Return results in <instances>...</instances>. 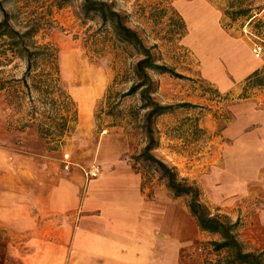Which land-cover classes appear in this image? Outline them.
Returning a JSON list of instances; mask_svg holds the SVG:
<instances>
[{"label":"rangeland","instance_id":"1","mask_svg":"<svg viewBox=\"0 0 264 264\" xmlns=\"http://www.w3.org/2000/svg\"><path fill=\"white\" fill-rule=\"evenodd\" d=\"M104 1L112 2L116 11L128 16V26L138 32L147 46L155 45L152 52L159 64L184 76L180 79L170 74L149 73L155 86L153 99L160 105L171 107L153 121V135L158 144L152 151L153 156L172 168L178 180L197 188L199 200L212 215L226 216L230 222H237L236 238L245 250L264 251V227L255 225L258 210L263 207L261 197H258L262 194L258 185L246 184L248 192L240 195L241 198L236 196L235 202L230 200L228 205L216 201L236 194L212 192V187L218 186V178L222 186L231 189L233 178L225 174L223 157L230 156L228 154L235 145L249 139L251 125L247 120L240 125L239 117L246 118L251 109H264V86L249 89L243 83L246 77L233 79L227 73L221 53L217 57L231 84L227 90L221 91L201 75L202 58L199 57V52H205V67L209 73L210 65H213L210 53L218 52L217 45L225 43L227 53L232 46L238 45L248 56L260 61L259 76L264 77V0H202L217 12V24L226 34L223 42L213 31L211 16L214 17V12L212 14L209 10L208 14L199 6L183 5L184 14V9L192 10L193 7H198L204 14L198 26L186 20L187 16L183 15L178 4L192 0ZM82 2L4 1L5 9L13 17L11 23L17 29L25 31L24 26H29L32 20H40L34 40L57 49L61 88L42 87L38 76L49 68L45 62H40L27 77L28 87L20 85L10 89L22 97L20 104L15 100L9 103L7 93L0 94L1 192L12 189L9 180L17 183L13 187L21 198L30 195L43 199L57 181L71 176L80 178L85 186L89 180L85 173L92 166H97L101 172L103 162L113 157L128 163L142 176L143 189L148 194L159 186L167 188L161 171L153 163L138 157L147 142L143 129L146 111L141 109L140 96L137 93L123 97L135 79L133 68L139 56L132 47L116 40L109 25L102 26L98 18L85 16L81 10ZM239 4L251 11V18L237 11ZM231 18L236 20L233 22ZM187 21L198 31L197 34L191 32ZM201 36V40H197ZM200 41L205 43L202 49ZM255 45L263 47L261 58L253 54ZM71 64L79 71L77 76L70 70ZM25 69V61H14L6 66L4 76L7 79L12 76L20 78ZM38 71V75H33ZM40 78L42 81L41 75ZM109 88L110 97L103 100ZM91 89V95L82 98L80 111L79 92ZM64 92L72 103L66 96L62 97ZM32 111L38 114L40 126L56 123L60 126L64 117L69 119L65 127L69 130L61 146L54 147L41 136L37 126L27 124L28 114ZM100 147H106V156L100 155ZM261 178L264 179V172ZM208 180L215 204L205 196L202 187ZM179 198L184 204L190 200V196L185 195ZM255 239L260 242L259 248L252 242ZM212 240H219V237L201 233L193 245L194 252L203 257L204 264L218 256L209 245ZM22 241L23 234L11 235L0 228L1 264L8 259L11 244L20 245ZM224 255V252L219 254Z\"/></svg>","mask_w":264,"mask_h":264},{"label":"crops","instance_id":"2","mask_svg":"<svg viewBox=\"0 0 264 264\" xmlns=\"http://www.w3.org/2000/svg\"><path fill=\"white\" fill-rule=\"evenodd\" d=\"M183 5L200 6L208 14L209 10L214 12L206 1L192 0L178 4L184 16ZM211 18L213 31L223 42L226 34L217 24L216 11ZM187 24L191 32L197 34L188 21ZM225 46V43L217 45L218 52L210 53L211 74L205 67V52H199L201 75L221 91L231 87L217 57L221 53L227 73L233 79L246 77L260 68V61L248 56L238 45L232 46L230 53L224 51ZM246 120L251 125L249 139L242 140L243 143L234 146L230 156L223 157L225 174L233 178L231 189L222 186L219 178L218 186L212 187L216 194L223 191L236 195L222 201L216 197V201L210 194L209 180L202 187L212 204L228 205L236 196L241 198L240 195L248 192L246 184H257L263 207L258 210L255 225L264 227V179L261 178L264 109H251L246 118L239 117L240 125ZM99 153L106 156V147H100ZM103 163L99 175L89 178L85 186L76 176L63 178L43 199L30 195L21 198L13 187L17 185L14 180L8 182L13 190L1 192L0 179V228L11 235L23 234L21 246L11 244L9 257L3 264H204L203 257L193 248L204 232L199 230L187 204L175 198L165 186L156 187L148 194L143 189L142 176L116 157ZM252 242L259 248L257 239Z\"/></svg>","mask_w":264,"mask_h":264},{"label":"trees","instance_id":"3","mask_svg":"<svg viewBox=\"0 0 264 264\" xmlns=\"http://www.w3.org/2000/svg\"><path fill=\"white\" fill-rule=\"evenodd\" d=\"M4 1L0 0V94L7 93L9 97L8 102L19 103L22 99L19 94L13 93L10 89L14 86L28 87L27 77L30 76L33 68H37L40 62H45L49 70L41 71L42 81L39 77L42 87H54L60 90L61 82L59 77V69L57 65V49L51 44H38L34 40V36L40 28V20H32L29 26H24L25 31H21L14 27L11 23L12 15L5 9ZM239 13L251 18V12L247 8L238 6ZM81 10L85 16L96 17L100 20L101 25H109L119 43L129 45L133 48L135 53L139 56L134 64L133 73L135 79L131 86L123 94V97L133 94H139L142 101L141 109L145 110L143 117V129L147 136V142L139 154V158L144 161L153 163L160 171L162 179H165L166 186L175 198L183 195L190 196L187 203L189 213L195 218L197 226L201 232L208 235H217L219 240H212L209 242L211 250L218 255L214 260H208L205 264H264V251L253 249L247 251L244 245L240 243L235 231L237 229V222H230L226 216L212 215L206 207L199 200L200 194L197 188L192 185H187L177 179L176 173L169 168L163 161L153 156L152 151L157 148V142L153 135V121L156 117L164 114L171 107L164 106L157 103L152 94L155 92L154 82L149 73L156 74H170L173 77L183 79L184 76L174 72L173 69L166 65L159 64L158 59L153 54V46H147L146 43L139 36L138 32L128 26L127 15L121 14L114 9L112 2L104 0H83ZM231 18V21H235ZM14 61H25L26 69L20 78L15 76H4V69L7 65ZM34 72L33 75H38ZM261 71L258 69L250 73L244 79L245 87L251 89L257 86H264V77L259 76ZM110 89L107 90L103 96V100H107L110 96ZM66 96L67 101L72 103L71 98L64 92L62 97ZM20 104V103H19ZM188 106V104H182ZM73 120L75 121V112H72ZM110 114V112H107ZM29 125L37 126V131L41 136L54 147L62 145L67 127V117L63 118V123L50 124L48 126H40L38 124L39 118L36 111L29 112ZM51 119V118H49ZM224 252V256H219Z\"/></svg>","mask_w":264,"mask_h":264},{"label":"bare ground","instance_id":"4","mask_svg":"<svg viewBox=\"0 0 264 264\" xmlns=\"http://www.w3.org/2000/svg\"><path fill=\"white\" fill-rule=\"evenodd\" d=\"M200 7V6H199ZM202 9V8H201ZM184 11H185V15L187 16V19H188V21L189 22H191V23H193V24H195L196 26H198L200 23H202V20H203V12H202V10H200L198 7H193V9L192 10H188V9H184ZM203 14V15H202ZM204 27V26H203ZM198 28V27H197ZM201 32H204V31H201ZM205 33H206V31H205ZM201 38H202V36L201 37H199V38H197V40H201ZM192 43H194V41H192ZM195 43H196V41H195ZM194 45V44H193ZM203 46H205V43L204 42H201L200 41V45H199V47L202 49V47ZM204 50V49H203ZM69 68H70V70L73 72V74L75 75L76 74V76L78 75V72L79 71H77V70H75L76 69V66H72V64H71V66H69ZM92 89L91 90H89V91H84V92H79V94H80V96H81V98L80 97H78V99H77V101H78V103H79V109H80V111H82L81 109H82V105H81V102H82V98H84V97H89L90 95H91V93H92ZM214 189V188H213Z\"/></svg>","mask_w":264,"mask_h":264},{"label":"built area","instance_id":"5","mask_svg":"<svg viewBox=\"0 0 264 264\" xmlns=\"http://www.w3.org/2000/svg\"><path fill=\"white\" fill-rule=\"evenodd\" d=\"M253 54L256 58H261L263 54L262 45H255L253 47ZM85 174L88 178H95L99 175V168L97 166H92Z\"/></svg>","mask_w":264,"mask_h":264}]
</instances>
